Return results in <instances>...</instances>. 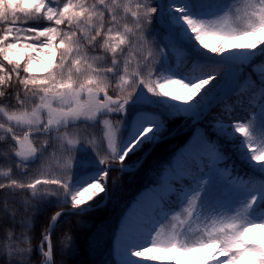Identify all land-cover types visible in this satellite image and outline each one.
Segmentation results:
<instances>
[{"label":"rangeland","instance_id":"374dc122","mask_svg":"<svg viewBox=\"0 0 264 264\" xmlns=\"http://www.w3.org/2000/svg\"><path fill=\"white\" fill-rule=\"evenodd\" d=\"M156 1L153 0L157 8ZM161 6L160 15L157 12L154 20L158 29L155 32L148 29L153 22L141 16L146 28L137 38L142 44L136 41L144 48L142 58L150 65V78L160 103L175 106L183 117L190 118L198 112L203 115L202 103L220 88L227 76V66L213 62L207 63L205 73H194L195 57L189 51L214 55L230 48L231 52L244 54L246 60L236 66L237 90L201 116L198 123L203 120V126L176 149L166 172L171 176L184 174L183 165L188 162L197 166L196 177L180 187L173 204L164 203L171 189L166 175L159 184L142 185L118 220L111 256L117 264H129L127 256L134 249L144 250L141 256L144 262L154 264H264V245L254 243L251 236L256 227L264 230V80L256 82L253 70L255 66L259 73H264V0H162ZM173 29L186 40V45L175 39ZM163 54L169 57V66L160 64ZM56 56L55 43L51 42L47 53L30 59V66L44 72ZM185 64L189 67L185 68ZM115 69L117 66L112 70ZM120 72L117 76L115 70L116 79L109 80L123 87L134 82L136 87L133 85L130 97L107 94L101 90L102 84L96 88L79 82L49 91L40 89L28 108L14 111L0 107V140L13 138L15 146L26 145L25 136L17 139L20 133L32 134L51 122L55 126L71 117L82 119L87 129L75 125L60 135H50L58 142L51 154L47 152L50 137L42 138L38 145L42 152L40 160L47 164L55 162V158L62 161L58 169L51 171H57L64 179L68 175L69 182L77 177L82 196L91 192L98 196L104 172L92 170L94 173L86 176L81 171L82 162L89 168L94 163L91 153L135 161L147 144L167 133L162 115L154 109L156 103L142 81L134 72L130 75L128 68ZM177 84L192 87L189 94L183 92L186 95H182L185 101L182 109L181 101L171 93ZM206 119H214L217 127L205 124ZM219 119H232L234 123L228 126ZM204 134H214L228 143H238L243 135L247 152L238 153L258 156L262 176L233 171L234 160H228L217 146L205 142ZM208 145L210 152H206ZM252 163L251 159L245 160L241 167H250ZM81 201L87 202L86 198ZM133 217L143 221L138 228L129 223ZM141 230L149 234L137 235ZM128 235L134 237L127 241ZM185 255L195 256V263L183 259Z\"/></svg>","mask_w":264,"mask_h":264},{"label":"trees","instance_id":"16d2710c","mask_svg":"<svg viewBox=\"0 0 264 264\" xmlns=\"http://www.w3.org/2000/svg\"><path fill=\"white\" fill-rule=\"evenodd\" d=\"M120 1L0 0V105L11 110L28 108L40 89L49 91L79 82L96 88L102 84L101 90L107 94L130 97L133 85L136 87L134 82L123 87L109 80L113 77L110 69L117 66V76L121 75V69L128 68L130 75L134 72L142 81L162 113L164 124L171 129L178 125L183 117L175 106L160 103L156 98L150 78L152 71L143 61L144 48L139 47L142 42L137 39L146 28L141 16L153 22L148 29L153 32L158 29L154 21L157 8L153 0ZM51 42L57 50L55 60L44 72L34 70L30 59L47 53ZM160 60L163 66L169 65L165 54ZM213 122L214 119H206L205 124L213 127ZM231 122L232 119L226 124ZM202 124L198 123L191 131H197ZM75 125L83 127L82 123ZM208 136L214 139L213 134ZM44 137H50L47 152L51 154L57 139L50 134L36 135L32 142L39 145ZM185 137L186 133L158 142L135 170L111 169L109 196L103 206L63 214L51 235L52 264H117L111 248L122 212L140 186L159 181L168 158ZM244 142L240 138L238 143L228 145L240 150ZM14 148L10 138L0 140V264H39L42 254L38 247L53 214L62 207L80 204L84 197L101 200L103 194L81 196L73 180L68 181V175L64 179L57 171H51L62 162L56 158L51 164L39 160L22 172L13 157ZM90 156L97 157L91 168L103 167L107 160L115 161L98 157L97 153ZM88 169L82 162L81 171ZM188 176H192L191 171ZM180 183L174 180V187ZM254 235L256 242L264 243L263 231L257 230Z\"/></svg>","mask_w":264,"mask_h":264},{"label":"bare ground","instance_id":"6f19581e","mask_svg":"<svg viewBox=\"0 0 264 264\" xmlns=\"http://www.w3.org/2000/svg\"><path fill=\"white\" fill-rule=\"evenodd\" d=\"M231 46H235L234 44H232ZM208 57H211L214 61H217V62H221V61H224V62H227V63H232V64H243L244 62H245V60H246V58L244 57V54H242V53H238L237 51H232L231 52V49L230 48H228V49H224L222 52H219V53H217V54H214V55H208ZM215 68V67H214ZM192 87L191 86H181V85H179V84H177L176 86H175V88L171 91V93L175 96V98L176 99H178V100H180L181 101V109H182V103H184L185 101H184V99L182 98L184 95H186V93L187 94H189L190 92V89H191ZM235 90H237L234 86L233 87H229L228 89H227V84H224L223 86H221V88H220V90H217V91H215V92H213L211 95H209V97L206 99V101H204L202 104L204 105L205 103H208V105L207 106H209V104L214 100V99H216L217 98V96L221 93V92H223V91H226V92H234ZM183 92H186V93H183ZM200 92V91H199ZM183 95V96H182ZM197 95H199L198 93H197ZM186 97V96H185ZM187 107L189 106V107H191L192 108V106L189 104H187L186 105ZM205 141V140H204ZM205 142H207V141H205ZM193 145V144H192ZM208 148L206 149V152H210L211 151V147L208 145L207 146ZM213 155H215V154H213ZM129 220H130V217H129ZM133 220V221H132ZM140 221L141 222H143L142 220H139V219H134V217H133V219H131V221H129V223L130 222H132V227L133 228H138L139 227V225H140ZM123 231H124V229H123ZM138 233H137V235H142V234H148V231H144V230H142V231H137ZM133 235H135V234H133ZM133 235H128L127 237H126V240L128 241L130 238H132V237H134ZM114 244H115V242H114ZM127 245H128V242H127ZM129 246V245H128ZM141 246V245H140ZM129 252V251H128ZM144 253V250H131V252L128 254V256H127V261H129V264H154V263H152V262H149V263H147V262H144V260L142 259V254ZM183 259H185V260H189L190 262H194L195 263V260H196V257L195 256H193V255H191V257H188L187 255H185L184 257H183ZM174 264H183V262H179V263H174Z\"/></svg>","mask_w":264,"mask_h":264},{"label":"water","instance_id":"95a60500","mask_svg":"<svg viewBox=\"0 0 264 264\" xmlns=\"http://www.w3.org/2000/svg\"><path fill=\"white\" fill-rule=\"evenodd\" d=\"M160 2V0H159ZM153 145H151V147L149 149H147L143 156H142V159L146 156V154L150 151V149L152 148ZM15 155L17 156L18 159H20L22 162H34L37 158V151L30 147V148H20L16 153ZM110 166V164H107V168ZM117 167H122L121 165H116ZM123 168V167H122ZM104 186H105V200L107 198V175L105 176V179H104ZM104 200V202H105ZM100 204L96 205V206H99ZM96 206H92V205H88L89 208H93V207H96ZM77 210V208H69V209H63L61 211H59L58 213H56L53 218L51 219L50 221V225H49V231L51 232V230L53 229L54 227V224H55V220L57 218V216L61 213V212H64V211H75ZM50 243V233L48 235V244ZM49 252L46 254V256H48ZM42 264H48V261L47 259H45V261L42 263Z\"/></svg>","mask_w":264,"mask_h":264}]
</instances>
